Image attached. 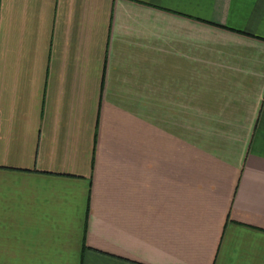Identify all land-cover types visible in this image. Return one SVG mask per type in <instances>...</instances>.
<instances>
[{"label":"crops","instance_id":"crops-1","mask_svg":"<svg viewBox=\"0 0 264 264\" xmlns=\"http://www.w3.org/2000/svg\"><path fill=\"white\" fill-rule=\"evenodd\" d=\"M0 264H264V0H0Z\"/></svg>","mask_w":264,"mask_h":264}]
</instances>
